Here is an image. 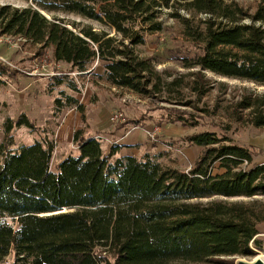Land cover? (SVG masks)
I'll return each instance as SVG.
<instances>
[{"label":"trees","instance_id":"1","mask_svg":"<svg viewBox=\"0 0 264 264\" xmlns=\"http://www.w3.org/2000/svg\"><path fill=\"white\" fill-rule=\"evenodd\" d=\"M26 1L31 4L0 5V34L49 48L52 60L69 65L70 72L84 75L98 62L99 80L145 96L183 86L203 98L211 85L206 71L264 85V0L251 7L238 0ZM165 8L199 50L180 57L191 71L171 81L163 79L167 71L157 69L154 57L138 52L149 34L165 29ZM59 13L100 21L115 33L78 26ZM6 70L0 65V77ZM62 86L55 113L68 107L83 112L79 81L55 75L50 89ZM263 106L260 98L238 103L258 127L264 126ZM82 116L74 132L78 151L55 168L51 139L16 146L14 127L33 126L28 114L4 122L0 262L13 256L17 264H236L234 257L251 251L252 241L262 246L264 163H255L252 147L213 130L194 132L186 139L201 151L189 170L181 169L165 161L166 150L122 154L127 145L113 143L106 151L103 138L88 134Z\"/></svg>","mask_w":264,"mask_h":264},{"label":"rangeland","instance_id":"2","mask_svg":"<svg viewBox=\"0 0 264 264\" xmlns=\"http://www.w3.org/2000/svg\"><path fill=\"white\" fill-rule=\"evenodd\" d=\"M238 1L250 7L255 2V0ZM3 4L25 7L31 4V1L0 0V5ZM163 11L162 19L165 29L149 34L146 44L138 47V52L141 55L154 57L157 69L167 71L163 74V79L171 81L191 71L181 66L180 57L193 56L199 50L182 35L181 26L166 15L169 9L165 8ZM46 14L52 16V14ZM58 15L69 22H76L78 26L91 25L97 31L106 30L112 35L115 33L114 28L109 25L75 13H59ZM0 62V65L7 69L6 73L0 77V144L5 137L4 122L8 118L16 120L22 113H26L31 116L29 117L33 126L14 127L16 146L32 144L43 137L51 139L56 147L52 161L54 168L64 158H60V153L65 151L70 154L78 151L74 142V132L77 129L72 133L64 128L60 129L63 119L68 118L72 108L68 107L61 113H55V97L60 95V91L66 87L50 89L54 76L62 73L71 74L79 81L82 87L79 97H91L93 102L100 101L101 107H107L108 121L113 122L120 130H125L130 123L141 124L137 133L140 135L142 147H148L146 152L155 154L165 150L169 151L165 161L181 169L189 170L201 151V147L191 145L186 136L204 130L226 134L235 141L252 147L255 163H264V126L258 127L253 123V115H249V110L241 112L238 109V103L245 97L264 99V85L248 80L223 77L206 71V77L210 79L211 85L208 88V94L203 98L183 86L176 92H168L166 89L163 92H154L145 96L129 89L116 88L99 80L95 73L101 72L102 67L98 65V62L90 70L84 72V75H79L78 72H70L69 65L55 63L49 48L34 45L22 37L2 34H0ZM167 73H171L172 76H168ZM187 79L188 77L186 81ZM78 111L82 110L78 109ZM86 111L85 106L80 116L82 125V115H86L88 113ZM231 111L236 113L233 118L228 117ZM117 112H122L125 119L118 122L113 121L112 116ZM261 112L264 115V106ZM177 115H182L196 124L187 126L176 118ZM238 117H241V120L238 121ZM71 119L73 120V116ZM90 122L91 119L87 114L86 125H90ZM151 123L161 127L162 132L156 140H150L143 130V127ZM104 134L111 140L109 142L105 138L103 142V148L106 151L114 142H121L118 135L113 136L114 132L106 131ZM94 135L102 137L100 132ZM144 153L141 150L140 155ZM227 199L250 200V197H229ZM260 231L258 238L262 241V246L256 248L264 250V223L260 225ZM257 254L237 255L234 257L235 263L243 259L253 260ZM0 264L17 263L13 256H8ZM170 264L218 263L178 260Z\"/></svg>","mask_w":264,"mask_h":264},{"label":"crops","instance_id":"3","mask_svg":"<svg viewBox=\"0 0 264 264\" xmlns=\"http://www.w3.org/2000/svg\"><path fill=\"white\" fill-rule=\"evenodd\" d=\"M97 72L100 73V71H97ZM79 98L82 104L84 105V107L86 106L87 111H88V113L87 111L86 113L88 114V117H90L91 119V122L88 128V131H89L88 134H95V133L100 132L102 133V136H104L105 135L104 133L106 131L114 132L113 136L118 135V139L121 141L119 144L127 145L121 148L122 154L140 155L141 150H143L144 152L147 151L148 147H142V142L139 138L140 135L139 133H137V131L141 127V124L130 123L126 126V129L122 131L119 129L118 126L116 127V125L113 122L108 121L109 120L108 109L107 107H104V106L101 107L100 101L93 102L91 97H79ZM123 101H125V99H123ZM96 104H99V105L96 106ZM90 106L92 108H90ZM71 111L72 112L69 113L68 118L65 117L63 119L64 121H62L60 129L64 128L66 130H69V132L72 133L76 129H79L82 124H81V117H80L81 112H79L76 107L72 108ZM64 115L66 114L64 113ZM72 116H73V120L71 119ZM134 125H138L139 128L133 130ZM164 134H166V132ZM60 154H61L60 158H63L67 156L69 153L64 151Z\"/></svg>","mask_w":264,"mask_h":264},{"label":"built area","instance_id":"4","mask_svg":"<svg viewBox=\"0 0 264 264\" xmlns=\"http://www.w3.org/2000/svg\"><path fill=\"white\" fill-rule=\"evenodd\" d=\"M116 87V86H115ZM118 88V87H116ZM119 89H128V88H119ZM130 90V89H129ZM132 91V90H131ZM133 92V91H132ZM124 114L122 112H117L115 113L113 116H112V120L115 121V122H118L119 120H122L124 119ZM139 128L138 125H134L133 126V130ZM144 131H145V134L147 135V137L150 139V140H156L160 134H161V127L154 124V123H151L150 125L148 126H145L143 127ZM102 136V135H101ZM101 138H103L109 142H111V140L109 138H107L106 136H102ZM114 143H117V142H114ZM255 247H259L257 246L253 241L250 243V248L251 250H253Z\"/></svg>","mask_w":264,"mask_h":264},{"label":"water","instance_id":"5","mask_svg":"<svg viewBox=\"0 0 264 264\" xmlns=\"http://www.w3.org/2000/svg\"><path fill=\"white\" fill-rule=\"evenodd\" d=\"M42 13L45 14L48 18H50V16L46 14L45 11H42ZM215 197H218V196H215ZM223 198L227 199L228 197L223 196ZM247 254H255V253L253 252V250H251ZM237 264H264V261L261 258H256V259L249 260V261L243 259V260H239Z\"/></svg>","mask_w":264,"mask_h":264},{"label":"bare ground","instance_id":"6","mask_svg":"<svg viewBox=\"0 0 264 264\" xmlns=\"http://www.w3.org/2000/svg\"><path fill=\"white\" fill-rule=\"evenodd\" d=\"M253 252L254 253H258L255 257H254V259H256V258H261L263 261H264V250H261V249H259V248H254L253 249Z\"/></svg>","mask_w":264,"mask_h":264}]
</instances>
